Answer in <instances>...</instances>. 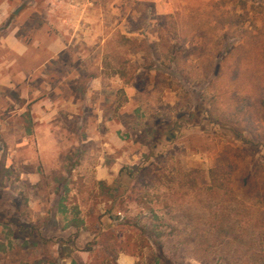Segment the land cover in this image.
I'll return each instance as SVG.
<instances>
[{
    "label": "rangeland",
    "instance_id": "rangeland-1",
    "mask_svg": "<svg viewBox=\"0 0 264 264\" xmlns=\"http://www.w3.org/2000/svg\"><path fill=\"white\" fill-rule=\"evenodd\" d=\"M9 19L47 51L0 101V264H264V0H12ZM237 150L231 196L182 185Z\"/></svg>",
    "mask_w": 264,
    "mask_h": 264
},
{
    "label": "trees",
    "instance_id": "trees-1",
    "mask_svg": "<svg viewBox=\"0 0 264 264\" xmlns=\"http://www.w3.org/2000/svg\"><path fill=\"white\" fill-rule=\"evenodd\" d=\"M158 46L159 42L147 44V47L144 49L145 55L147 56L146 59H148L150 56L152 57L157 53ZM175 59L173 58L174 61ZM120 75L121 78L123 77V79H125L126 84L131 83L134 79L133 76L131 77L128 75L127 78H125L126 74H124L123 71L120 72ZM234 153L235 156H233L232 158L229 157L226 153L220 155L215 165L210 169L207 179L200 171L196 169L184 174L183 179H181L182 185L188 187L193 191L200 188H205L207 190H212L231 196L234 190V179L241 170V164L235 159V157H237L236 153H239V151ZM9 174H11V170L6 166V158L2 156L0 159V182L2 183L3 179L6 178ZM251 182L252 180L247 174L242 179V185L240 186V189H248ZM262 203L264 205V195L262 198ZM104 246L108 248L107 243H105ZM115 249H119L123 253H126L130 256H135L137 254V246L136 244H132L130 240H126L121 244H117V246L113 248L112 253L115 255V258H117L118 252Z\"/></svg>",
    "mask_w": 264,
    "mask_h": 264
},
{
    "label": "crops",
    "instance_id": "crops-1",
    "mask_svg": "<svg viewBox=\"0 0 264 264\" xmlns=\"http://www.w3.org/2000/svg\"><path fill=\"white\" fill-rule=\"evenodd\" d=\"M11 2L12 0H0V26L5 25L0 28V101L7 105L11 101L8 96L9 91H14L16 87L21 85H30V82L26 80L27 73L25 69L31 67V53L40 50V53L46 54L47 51L46 48L42 49L41 45L31 46L17 40V28L13 21L10 22L9 19ZM26 61H28L29 67ZM120 263L134 264V260L124 256L120 259Z\"/></svg>",
    "mask_w": 264,
    "mask_h": 264
},
{
    "label": "water",
    "instance_id": "water-1",
    "mask_svg": "<svg viewBox=\"0 0 264 264\" xmlns=\"http://www.w3.org/2000/svg\"><path fill=\"white\" fill-rule=\"evenodd\" d=\"M19 13V10H17L16 12H15V14L17 15Z\"/></svg>",
    "mask_w": 264,
    "mask_h": 264
}]
</instances>
